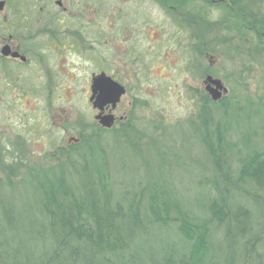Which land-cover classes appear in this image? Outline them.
Listing matches in <instances>:
<instances>
[{"label":"trees","instance_id":"16d2710c","mask_svg":"<svg viewBox=\"0 0 264 264\" xmlns=\"http://www.w3.org/2000/svg\"><path fill=\"white\" fill-rule=\"evenodd\" d=\"M163 3L181 7L184 22H199L201 37L210 7L218 9L223 43L264 52V13L253 0ZM200 97L191 123L211 170L209 187L193 201L172 188L175 167L164 168L161 158L140 175L145 181L124 189L101 140L108 130L80 126L67 162L27 170L19 206L9 199L16 193L6 173L0 264H264V201L257 198L264 200V103L213 101L204 91Z\"/></svg>","mask_w":264,"mask_h":264},{"label":"rangeland","instance_id":"374dc122","mask_svg":"<svg viewBox=\"0 0 264 264\" xmlns=\"http://www.w3.org/2000/svg\"><path fill=\"white\" fill-rule=\"evenodd\" d=\"M253 1L264 13V0ZM118 3L115 28L106 29L104 38L90 21L80 49L55 50L47 55L46 66L32 59L23 67H11L8 75L0 72V200L7 196L6 173L13 174L16 193L9 199L19 206L29 168L53 166L60 159L67 162L71 147L80 143L78 126L100 127L88 100L91 73L102 70L126 88L111 111L112 126L101 134L103 145L113 153L112 169L121 173L116 176L121 187L145 181L140 175L161 158L164 168L175 167L172 188L190 201L209 187L205 178L211 165L191 123L201 103L205 75L222 81L226 87L222 96L232 103L258 98L264 103V52L248 54V44L240 50L234 41L230 46L223 43L227 32L213 19L218 9L210 7L201 37L199 22H184L183 9L172 3ZM18 72L24 73L19 82L25 88L18 85ZM260 140L264 145L263 134ZM60 150L63 154L57 159Z\"/></svg>","mask_w":264,"mask_h":264},{"label":"flooded vegetation","instance_id":"af4514ba","mask_svg":"<svg viewBox=\"0 0 264 264\" xmlns=\"http://www.w3.org/2000/svg\"><path fill=\"white\" fill-rule=\"evenodd\" d=\"M118 1L113 0L110 5L108 0H0L1 74L8 75L11 67H23L32 59L46 66L47 55L64 47L80 49L87 39V25L90 21H95L97 34L104 38L106 29L115 28ZM28 71L33 74L34 68ZM100 72L104 71L91 73L90 84L92 76ZM23 75L24 73L18 72L15 77L18 78V85L25 88L19 82ZM27 88L33 90L32 87ZM22 93L25 94V91L22 90ZM108 109L109 107H105L104 112ZM93 110L97 113L96 109Z\"/></svg>","mask_w":264,"mask_h":264},{"label":"water","instance_id":"95a60500","mask_svg":"<svg viewBox=\"0 0 264 264\" xmlns=\"http://www.w3.org/2000/svg\"><path fill=\"white\" fill-rule=\"evenodd\" d=\"M90 89L91 95L88 100L91 107L97 110L94 119L103 128H110L115 120L111 111L125 93V87L104 72H100L92 76ZM204 90L212 100L217 101L226 92V87L219 78L208 74L204 78ZM105 107H109L107 112H104Z\"/></svg>","mask_w":264,"mask_h":264},{"label":"clouds","instance_id":"9594fccd","mask_svg":"<svg viewBox=\"0 0 264 264\" xmlns=\"http://www.w3.org/2000/svg\"><path fill=\"white\" fill-rule=\"evenodd\" d=\"M218 16H219V13H214L213 19L218 18Z\"/></svg>","mask_w":264,"mask_h":264}]
</instances>
